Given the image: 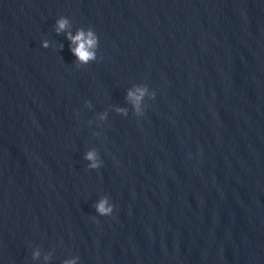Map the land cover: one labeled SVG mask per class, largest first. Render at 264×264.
<instances>
[{"label": "water", "instance_id": "water-1", "mask_svg": "<svg viewBox=\"0 0 264 264\" xmlns=\"http://www.w3.org/2000/svg\"><path fill=\"white\" fill-rule=\"evenodd\" d=\"M0 264H264V0H0Z\"/></svg>", "mask_w": 264, "mask_h": 264}, {"label": "clouds", "instance_id": "clouds-1", "mask_svg": "<svg viewBox=\"0 0 264 264\" xmlns=\"http://www.w3.org/2000/svg\"><path fill=\"white\" fill-rule=\"evenodd\" d=\"M69 27L68 19L61 17L57 21L56 31L59 34L65 31ZM67 38L71 41L75 47L71 48L73 55L77 58V61L81 64H88L90 61L96 59V49L98 47V37L95 32L89 28L87 31L84 29H78L75 36L69 32ZM44 48L48 47L47 41L42 45ZM148 95V88L146 86L137 87L135 91L128 92V99L133 101V107L138 116H142L140 105L144 97ZM156 93H151V98L155 99ZM124 111V110H119ZM127 114L126 112L124 113ZM85 160L89 161L88 168L91 170H97L101 167V161L99 155L95 149L86 153ZM96 213L101 217L111 216L114 211V205L110 203L107 196L102 197L94 205ZM38 255V254H37Z\"/></svg>", "mask_w": 264, "mask_h": 264}]
</instances>
